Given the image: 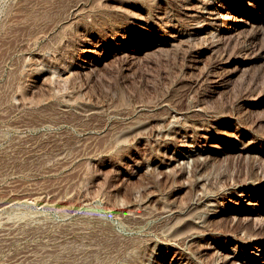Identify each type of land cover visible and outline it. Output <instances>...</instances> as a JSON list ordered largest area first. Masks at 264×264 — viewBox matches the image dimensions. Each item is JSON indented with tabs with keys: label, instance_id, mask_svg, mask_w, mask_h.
Returning <instances> with one entry per match:
<instances>
[{
	"label": "rangeland",
	"instance_id": "rangeland-1",
	"mask_svg": "<svg viewBox=\"0 0 264 264\" xmlns=\"http://www.w3.org/2000/svg\"><path fill=\"white\" fill-rule=\"evenodd\" d=\"M187 1L0 0V264H214L226 233L256 230L264 0H217L224 18L191 35ZM175 120L208 150L188 169L155 135ZM201 174L209 208L263 207L189 240L164 211L206 207H189Z\"/></svg>",
	"mask_w": 264,
	"mask_h": 264
},
{
	"label": "bare ground",
	"instance_id": "bare-ground-1",
	"mask_svg": "<svg viewBox=\"0 0 264 264\" xmlns=\"http://www.w3.org/2000/svg\"><path fill=\"white\" fill-rule=\"evenodd\" d=\"M193 1V0H192ZM217 0H200V4L195 7L193 4H191V0L187 1L184 8H185V17L187 18V21L190 23L189 30L186 32L188 35L191 34H202L204 32V29L207 26L213 27L214 25H217V22L220 21L219 19H223V9L222 5L220 3H225L226 0H219V6L215 3ZM223 15V16H222ZM226 18V17H225ZM223 30L220 31L219 29V36L218 39L213 41L215 43L212 44V46L217 45V41L221 39V34L223 38L222 31L229 29L228 27H221ZM221 33V34H220ZM176 34H173L175 36ZM224 51V50H223ZM223 52L218 53V58L221 59L223 57ZM207 78L212 75L211 71H206ZM140 123L136 125L139 126ZM182 127V122L175 120L173 123H171L170 126L166 127L165 129H157L155 135H161L162 131L165 130L164 134V140L163 145L165 147H169L172 144H176L180 146L182 149L181 156L184 157L183 161H181L182 169H188L191 168V163L194 159L200 158L206 160L207 155H203L204 152H207L208 150L197 148L192 143L191 139L189 137L187 138H178L177 134L180 133V128ZM177 141V142H176ZM184 150V152H183ZM261 180V179H260ZM259 180V181H260ZM207 182V177L203 174L198 175L194 177V183L198 184V187L200 188L197 190L190 201L189 207L191 208H197L200 203L205 202L206 207H200L197 210H194L192 212H187L185 215H176L174 212H179L180 210H173L171 208H166L164 213L166 215L172 216L173 222H170V225L168 228L173 230V227L175 224H180L181 221L189 222L192 221L194 223V226L198 227V231L193 230L191 228L187 229V233L185 234V237H188L189 240L192 239H198V240H204L208 238V236H211L215 232L210 228L209 223L206 222V219L203 218V216L208 217V214L217 215V214H228L230 210L235 211L237 213L247 212V213H259L258 208L262 206L261 204L254 203V202H247L250 206L242 207V205L238 204L235 208H231L229 203L222 204L219 208H212L209 206L213 205V202H209L210 199L217 197V194H214L213 192L204 190L203 184ZM232 187V186H231ZM180 189V188H179ZM222 192V191H220ZM219 193V192H217ZM259 199L264 198V190L261 189L259 191ZM242 197V201L249 198H251L250 195L247 194H240ZM38 201H42L43 199L39 197L37 199ZM263 207V206H262ZM203 210V212H201ZM185 211H180V213H184ZM195 212H197L195 214ZM174 214V215H173ZM193 215L195 218H193ZM183 216V217H180ZM230 217L231 222H237L240 221L241 217L248 219L252 216L246 215H226ZM255 231H243V232H235L231 231L226 233L225 235L228 236V238L232 241L235 240L237 242L238 247L235 248L232 247V252L229 253H222L217 256V261L214 262V264H264V216L259 221H255ZM223 234V233H220ZM216 243V242H214ZM210 247L212 245H209ZM251 248V249H250ZM254 248V250H253ZM231 249V247H230ZM31 255V254H30ZM31 257V256H30Z\"/></svg>",
	"mask_w": 264,
	"mask_h": 264
}]
</instances>
